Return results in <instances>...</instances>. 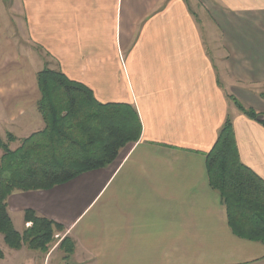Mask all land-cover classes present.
I'll list each match as a JSON object with an SVG mask.
<instances>
[{"label":"crops","instance_id":"1","mask_svg":"<svg viewBox=\"0 0 264 264\" xmlns=\"http://www.w3.org/2000/svg\"><path fill=\"white\" fill-rule=\"evenodd\" d=\"M32 53L98 102L131 105L142 134L106 168L11 194L18 232L32 210L75 250L0 244V264H264V245L230 230L205 156L229 115L264 180V127L229 99L264 113V0H0V132L16 139L44 125Z\"/></svg>","mask_w":264,"mask_h":264},{"label":"trees","instance_id":"2","mask_svg":"<svg viewBox=\"0 0 264 264\" xmlns=\"http://www.w3.org/2000/svg\"><path fill=\"white\" fill-rule=\"evenodd\" d=\"M36 83L35 106L43 128L23 139L7 133L6 141L0 140V235L11 250L26 248L46 254L63 226L26 210L24 221L29 226L18 232L7 213L8 197L14 192L50 190L112 165L124 148L140 140L142 126L131 105L100 103L90 89L60 70L44 67L36 73ZM229 99L256 121L255 111L231 95ZM259 124L264 127V119ZM13 143H18L14 149ZM205 156L209 186L219 195L230 230L239 238L264 245V180L240 161L229 115ZM56 249L66 261L75 250L74 241L64 236Z\"/></svg>","mask_w":264,"mask_h":264},{"label":"rangeland","instance_id":"3","mask_svg":"<svg viewBox=\"0 0 264 264\" xmlns=\"http://www.w3.org/2000/svg\"><path fill=\"white\" fill-rule=\"evenodd\" d=\"M36 50L37 51H39L40 53V55L41 54H44L43 52V49H40V48H36ZM30 59L32 60V64L35 66V68H37L38 70H42L44 67H48L47 66V62L46 63H40V61H38V59H36V55L34 54V53H32V54H30ZM23 61V60H22ZM42 61H44V60H42ZM49 68V67H48ZM50 69V68H49ZM28 70H30V69H28ZM22 72L24 73L25 72V70H24V68H22ZM24 80H23V78H22V82H23ZM230 114H231V111H230ZM4 133V132H3ZM0 140H3V141H6V135H3L1 132H0ZM18 145V143H15V145L14 144H12L11 145V148L12 149H14L16 146ZM0 156H1V151H0ZM58 234H60V232H57ZM62 235H60V237H61ZM55 241L56 242H58V240H56L55 239ZM56 242L53 244V246H55V244H56ZM60 242V241H59ZM0 244L2 245V246H4V243H3V241H2V238H1V240H0Z\"/></svg>","mask_w":264,"mask_h":264},{"label":"built area","instance_id":"4","mask_svg":"<svg viewBox=\"0 0 264 264\" xmlns=\"http://www.w3.org/2000/svg\"><path fill=\"white\" fill-rule=\"evenodd\" d=\"M62 238H63V237H62V236L60 237V234H58V233H56V234L54 235V239L58 240V242H56V244H55L54 247H56V246L58 245L59 241H61Z\"/></svg>","mask_w":264,"mask_h":264},{"label":"water","instance_id":"5","mask_svg":"<svg viewBox=\"0 0 264 264\" xmlns=\"http://www.w3.org/2000/svg\"><path fill=\"white\" fill-rule=\"evenodd\" d=\"M264 119V115H262V114H259L257 117H256V121H261V120H263Z\"/></svg>","mask_w":264,"mask_h":264}]
</instances>
